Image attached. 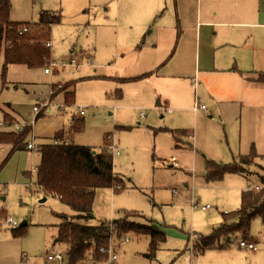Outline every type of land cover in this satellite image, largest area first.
<instances>
[{"label":"rangeland","instance_id":"374dc122","mask_svg":"<svg viewBox=\"0 0 264 264\" xmlns=\"http://www.w3.org/2000/svg\"><path fill=\"white\" fill-rule=\"evenodd\" d=\"M188 1L189 13L200 7V1ZM163 3L156 16V29L138 39L131 30L135 18L128 12L123 13L132 7L130 0L66 2L68 11L79 4L83 8L67 19L56 11L61 21L51 28L47 40L51 42L50 57L45 67H49L51 61L59 66L49 67L51 73L45 74V68L10 65L2 74L3 53L0 52V118L3 114L15 113V122L19 125L29 123L34 117L33 105L39 102L41 106L48 100L51 83L62 80L53 85V95L59 96L50 102V111L45 113L41 108L39 112L47 119H55L66 85L75 82L76 104L87 107L84 131L75 135L76 144L100 151L108 144L107 134H111L124 157L122 162L113 160V176L118 182L121 180L117 184L124 188H98L93 203L95 219L86 224L125 218L131 213L128 211H135L153 219L165 232V241L159 244L153 258L147 257L148 236L125 233L117 238L113 234L118 264H264V226L259 218L254 219L250 227L255 252L239 247L242 238L237 235L223 248L194 253L197 236L210 234L222 223V213L239 208L242 191L249 185L260 184L261 171L254 166L248 175L230 174L219 183L207 185L203 180L205 160L230 163L237 154L248 153L249 148L241 149L239 144L247 139H254L257 153L264 155V110H257L249 100H245L244 107L226 100L223 117H219L196 75L193 79L164 75L166 69L161 65L172 54L178 35L175 22L176 12L180 13L175 7L184 5L185 0H163ZM50 5L49 0H10V18L33 23L38 20L39 9ZM114 8H120L119 24H111ZM105 16L110 20L108 24H104ZM88 57L92 58L91 65L81 66L87 64ZM151 59L155 61L152 63ZM72 61L80 67L69 65ZM170 64L178 67L182 60L173 59ZM156 70L160 72L154 75ZM143 74L147 75L134 81L118 80ZM214 85L215 82H211L210 86ZM261 95L264 105V91ZM196 97L212 116L188 109H193ZM73 115L76 116L75 111ZM35 123L36 119L33 125H26L30 136L36 129ZM2 124L8 126V130L19 132L12 126L14 121ZM51 124L52 128L57 125ZM63 128L55 132L69 129ZM167 129L191 130L193 138L182 137L178 142L180 148H174ZM186 142L192 143L194 149L186 146ZM38 147H34V151L14 153L3 165L10 147L0 145V264H15L21 255L41 264L47 254L66 253L64 243L53 244L59 218L53 212L75 213L55 196L34 192L29 183H33L35 172L27 179L23 174L30 171L31 166H37ZM260 160L264 163V159ZM170 163L184 170L170 167ZM206 206L209 208L202 210ZM5 216H12L24 225V234L14 235L15 232L4 225ZM130 219L143 222L139 216ZM125 236L130 240L123 244Z\"/></svg>","mask_w":264,"mask_h":264},{"label":"trees","instance_id":"16d2710c","mask_svg":"<svg viewBox=\"0 0 264 264\" xmlns=\"http://www.w3.org/2000/svg\"><path fill=\"white\" fill-rule=\"evenodd\" d=\"M60 21V14L50 10L41 11L37 22L12 21L10 0H0L2 74L10 65L46 68L50 51L46 48L45 42L50 39L52 26ZM146 75L120 78V82L134 81ZM245 78L252 84L264 87V72H252L246 74ZM74 84L75 82L69 83L65 87L66 92L62 99L67 106L75 104ZM54 97L56 96L52 92L51 99ZM41 115L38 113L35 119ZM2 119L6 122L17 121L15 113L3 114ZM84 127V118H73L66 132H56L51 142L40 145L37 150L39 162L35 166L33 181L37 191H41L44 196H55L75 213V215H66L53 212L61 218L60 223L56 225L54 243H64L67 246L65 253L67 264H104L106 254L100 252V249L108 245L110 232L117 238L125 233L142 234L149 237L148 257H155L159 244L164 242L166 237L165 232L151 218H146L135 211H128L131 213L125 218L99 220L97 225L86 224L95 219L93 203L96 190L111 189L114 183L120 181L118 182L113 176V160L105 148L93 151L88 146L73 142V137L83 132ZM166 131L170 133L175 147L182 137L191 139L193 137L191 130L187 129ZM64 138L69 142L67 145L53 143ZM29 140L30 129L27 126L19 132L0 131V145L10 147L2 164L4 165L16 152L29 151L27 148ZM260 159H264V155L258 154L252 145L248 153L237 154L230 163L222 164L205 160L203 180L207 185L219 183L228 174L248 175L254 166H257L262 174H258L260 184L257 188L252 187L242 191L237 210L222 213V223L218 227L208 235L197 236V242L193 245L195 254H202L207 249L223 248L230 243L233 236L240 235L241 240H249L250 227L256 218H259L264 226V163ZM30 175L31 173L27 171L26 176L30 177ZM136 216L142 218L143 222L130 219ZM75 218L81 221H76ZM21 227L13 230L14 235L24 234L22 231L25 226Z\"/></svg>","mask_w":264,"mask_h":264},{"label":"crops","instance_id":"0c3cea01","mask_svg":"<svg viewBox=\"0 0 264 264\" xmlns=\"http://www.w3.org/2000/svg\"><path fill=\"white\" fill-rule=\"evenodd\" d=\"M68 1L71 0H49L51 5L40 8L38 14H40L41 11L43 10H50V11H59L62 14V16H64L66 19L71 16H76L83 8V6L79 4L71 11H68L66 10V6H67L66 2ZM73 1L81 2V0H73ZM197 1H200V7L195 12H193L192 10L189 13L188 0H185V4L182 5L181 7H175L181 14L180 15L176 12L177 19L175 22V27L177 28L178 35L176 37L175 47L172 54L165 61L166 63L165 64L163 63L161 65L163 69H166L164 75L175 78L184 77L186 79L188 78L193 79L192 76L196 75L199 81L201 82L202 86L205 88L208 99L214 104L213 108L214 110H216L219 117L220 116L223 117V111H224L223 103L226 102V100H229L231 102H238L241 107H244L245 100H249L252 104L256 106L257 110H264V105L262 103L263 96L261 95V91H264L262 90V88L264 87L260 85L252 84L248 82L245 78L246 74L252 72L264 71V46H263L264 45V0H197ZM201 1L203 2V7H201ZM130 3L132 7L130 9H126L123 13L128 12L131 14V16L135 18V24L131 27V30H133V32L137 34L139 39L142 34L147 32H153L156 29L158 25L156 16H158L164 3L163 0H130ZM106 16L104 17V21H105L104 24H108L110 22L109 18H107ZM120 17H121L120 8L119 9L114 8V21H112L111 24L114 23L119 24ZM11 20L22 21V20H13V19ZM37 21H33V22H37ZM177 58H180L182 60V64L178 67L171 65L170 64L171 60L173 61V59H177ZM90 60L92 61V58H89L87 60V64H82L81 66L91 65ZM154 61H155L154 59H151L152 63ZM70 65L75 66V68L80 67L79 64L78 65L70 64ZM153 72H156L154 75H157L159 74L160 70L158 71V73L157 70ZM83 78L87 79L92 77H82L81 79ZM98 78L111 79V77H106V76L103 77L98 76ZM195 78L196 77H194V79ZM119 79L120 78H118V80ZM58 81H62V80H58ZM58 81L51 83L50 85L51 94L53 92L52 90L54 83ZM213 81L215 82V85L211 87L210 84ZM192 88L194 89V91L196 90V84L193 83V81H192ZM50 92L48 98V100L50 99V101H52L53 99L59 96L57 95L56 97L51 99ZM246 97H254L255 99H247ZM38 104L39 102L35 103L33 106ZM62 104L64 105L62 109L58 108V104H57L58 115L55 117V119H47L44 117L43 114L36 119V123H35L36 129L33 130L29 142L32 141L37 146L51 142L53 138L52 136H54V134L56 133L55 131L58 130L59 127L64 126L63 129L67 130L70 127L73 118H78L77 115L80 116L78 112L79 107L84 112V114L81 115V117L79 118H84L87 114L86 106H83L81 104H76V95H75V104L73 105V107L67 106L64 102ZM188 109L191 111L194 110L191 108ZM12 111L14 113L13 109ZM43 111L45 113L49 112L50 108L49 110L46 111L43 110ZM74 111L76 116L73 115ZM199 111H204V113H207V115L212 116L211 112L209 110L207 111V108L206 110L199 109L195 112H199ZM142 115L143 114L141 112L140 116L142 117ZM2 122L4 121H2V119L0 118V123L2 124ZM38 123H39V127L37 126ZM51 123L57 124L56 127L52 128ZM2 125H0V128L3 129L2 131H11L8 130L9 129L8 126H2ZM76 136L73 137V141L75 142V144H76ZM110 136L111 134H107L106 137L108 138ZM34 139H36L38 142L41 141L43 142L37 143L35 142ZM114 140L116 141V139ZM186 143H187L186 146L194 149L192 143L190 142H186ZM239 144L241 149L249 148V150L252 145L257 146V143L254 139H247L244 141L241 140ZM186 146H182V147H186ZM195 147L197 149V145ZM174 148H180V147L179 145L175 147V143H174ZM31 151L34 150L31 149ZM117 162H122V161H117ZM169 166L174 168L177 167L179 169L184 170V168L180 167V165L173 166V164L170 163ZM26 172L23 174L24 177L27 179ZM186 173L190 175L189 171H187ZM252 187L253 185H249L247 188H252ZM254 187L257 188L258 185H254ZM34 192L39 193L41 191H34ZM60 220L61 218L59 217L57 224L60 223ZM57 224H55V226ZM56 232H57V227H56ZM251 240L252 242L255 243L252 237L249 239V241ZM53 242H54V238H53ZM54 253L62 254L59 251H55ZM23 257L27 258L26 255L25 256L21 255L18 262ZM27 260L31 264H38L35 262H31L30 259Z\"/></svg>","mask_w":264,"mask_h":264},{"label":"built area","instance_id":"2783aa9c","mask_svg":"<svg viewBox=\"0 0 264 264\" xmlns=\"http://www.w3.org/2000/svg\"><path fill=\"white\" fill-rule=\"evenodd\" d=\"M24 30H26V29L24 28ZM45 46L47 48H50L51 47V42L50 41H46L45 42ZM73 62L74 61H72V63H70V64H74ZM58 66H59V64L55 63L54 61H51L50 64H49V67L52 68V69L56 68ZM49 67L44 69V73H46V74L51 73V70L49 69ZM194 83L196 84V80L194 81ZM50 102L51 101L48 100V101H45L44 103H42L41 106L40 105L33 106V108H32V112H33V115H34L33 119L29 123H26L25 125H22V126L19 125L16 122H14V124L12 125L13 128L15 130H17V131H20L26 125L27 126L33 125L34 121H35V116L40 112L41 108L43 110H45V111L49 110ZM63 107H64L63 104L58 105V108H60V109H62ZM193 109H194V111H197L199 109L206 110V107L204 105L199 104L197 102V98H196V100L194 102ZM78 112H79L80 116L84 114L83 110L80 107L78 108ZM0 125H2V124L0 123ZM108 140H109L108 144L105 145L104 148L111 154L112 160H114L116 162L117 161H123V156L120 153L117 145L115 144L113 137L112 136L108 137ZM53 143L54 144L67 145L69 142H68L67 139L64 138L62 140H55ZM34 147H38V146L35 143H33L32 141L28 142V145H27L28 149H33ZM172 160L174 161L175 157H173ZM173 164L175 166H177L176 163H173ZM32 172H35V168L34 167H31L30 173H32ZM29 185H33L34 191H37L36 186L34 185V183H32L30 181ZM112 189L113 190H117V189H121V187L118 184L114 183L112 185ZM207 208H209V206L202 207V210H205ZM4 225L8 226L11 230L18 229L21 226V224L15 218H13L12 216H5ZM111 229H112V227H111ZM112 237H113V233L110 232L108 245L106 247H102L100 249V252L106 254V261L104 262V264H118V257H117L116 247L112 243ZM128 240H129L128 237L125 236L121 243H126V242H128ZM239 246L241 248H243L244 250H246V251H250V250L251 251H255L256 250V245L252 241H242L241 240L239 242ZM65 262H67L66 258H65V255H62V254H59V253H52V254H47L46 255L44 264H65ZM16 264H31V263L27 260V258L23 257Z\"/></svg>","mask_w":264,"mask_h":264},{"label":"water","instance_id":"95a60500","mask_svg":"<svg viewBox=\"0 0 264 264\" xmlns=\"http://www.w3.org/2000/svg\"><path fill=\"white\" fill-rule=\"evenodd\" d=\"M148 256V255H147Z\"/></svg>","mask_w":264,"mask_h":264}]
</instances>
